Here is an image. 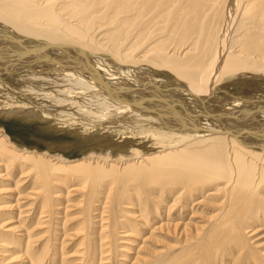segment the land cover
<instances>
[{
    "label": "bare ground",
    "instance_id": "1",
    "mask_svg": "<svg viewBox=\"0 0 264 264\" xmlns=\"http://www.w3.org/2000/svg\"><path fill=\"white\" fill-rule=\"evenodd\" d=\"M236 1L0 0V98L11 112L35 107L59 127L120 130L153 145L144 155L131 142L133 158L113 159L112 150L71 161L0 130V175L16 187L31 174L36 197L23 203L27 192L17 189L8 200L0 184V228L20 238L17 257L0 238V264H264L254 238L264 237V93L218 92L228 79L264 80V0ZM158 33L164 44L141 46ZM158 158L170 184H142L146 173L130 194L129 177L153 172L146 163ZM198 193L216 195L213 209L199 212ZM198 213L205 224H195ZM44 224L48 248L36 257L29 231Z\"/></svg>",
    "mask_w": 264,
    "mask_h": 264
},
{
    "label": "rangeland",
    "instance_id": "2",
    "mask_svg": "<svg viewBox=\"0 0 264 264\" xmlns=\"http://www.w3.org/2000/svg\"><path fill=\"white\" fill-rule=\"evenodd\" d=\"M238 2H239V0L236 1V3H238ZM159 5H160V3L157 5L158 8H159ZM239 6H240V3H239ZM239 6L237 7V10H238ZM222 20H223V12H221L219 14V16L217 17V19L215 21L217 28H219L222 25V22H223ZM235 20H236V16L234 17V20H232L230 29H231L232 25L234 24ZM167 23H168L167 19L163 18L162 26L166 25ZM96 25H97V23H96ZM106 32H107V28L101 29V33H106ZM231 35H232V32H231ZM164 36H165L164 33L154 34L152 37L150 36L145 41V43H143V45H141V46L143 47L146 44H150L152 42L159 41V40H160V42L156 43L157 45L164 44L165 43V41L163 40L165 38ZM155 38H157V40ZM148 69L152 73H154L155 77H157L160 80L166 79V80L177 83L175 76L171 75L170 73L168 74L167 72L157 70L151 66H148ZM257 81H259V82H257ZM263 83H264V80H262V81L261 80H255L252 77H237V78H232V79H228V80L221 82L220 84H222L223 87H222V89H219L218 92L222 93L224 91L223 88H225L228 91H230L232 94L238 95L240 97V99H242V100L250 99L252 97H255L257 95H262L264 93V84ZM5 100L6 99L0 98V130H4L7 134H9V136L12 139V142L16 143V145H18L20 147L27 146L29 148L39 149V151L50 149L51 154L61 153L62 155L64 154L63 156L67 157L69 160H71V158H72V160H79V159H81V157L83 158V157L87 156V154H89L90 152H96L97 154H100V153L107 154L112 150L113 151L110 152V154H111L113 159L115 157L118 158L119 153H122L125 156H131L133 158L137 154H134V149L130 146L131 142H134L138 146L142 145V147H140L141 148L140 150H141V152H143L144 155H145V152L149 151V149H151V147L153 146L150 142H141L140 140H138V138H136L137 136H134V135L131 136L130 134L123 133L120 130L117 131V130L108 129L106 131H101L99 128H97L98 130L90 131L88 134L87 133L85 134V132H83V131H82L83 133H80V130L76 129V128H70V127L65 128V127H61V126L59 127V125L57 126L55 120H53V121L52 120H48V121L43 120V114L41 113V111L39 109L36 108L37 109L36 110L35 107L27 108L28 110L29 109H31V110H29L30 112L28 111L24 114H22L21 112H18L19 113L18 114L15 111L11 112L10 111L11 109L7 108V104H6ZM229 105L233 106V104H229ZM5 111H8V113H6ZM33 112H35L36 114ZM32 113L34 114V116L36 115L38 117H36V116L34 117ZM5 116H7V117H5ZM59 128H61V129H59ZM93 134H95V136ZM104 134H106V135H104ZM102 135H103V137H102ZM92 136L94 138H92ZM126 139L127 140L131 139V141L125 142ZM132 140H134V141H132ZM126 143H128V144L123 145L122 147H121V145H119V144H126ZM124 146H126V147H124ZM111 147H113V148H111ZM155 150H153L152 153H150V154H155V153L157 154L158 150H156V151ZM146 154L148 155L149 153H146ZM140 155H141V153H140ZM75 158H77V159H75ZM155 163H156V165H155ZM159 164L162 165L159 158L156 160L155 159L150 160L148 163H146V165L152 166L156 170H154L152 172V171H148L145 169H141V174H139L138 176H130L129 177L130 183L128 182V188H130L129 189L130 191L128 190V192L130 194H135L137 192V190H135V193H133L134 191L132 189L137 188V187H142L143 183L150 184L152 187H157V180H159V182H160L159 183L160 187H161V185L165 186L164 184H161V181H164V182H166L167 185H169L170 184V181H169L170 180V174L168 172L162 170L163 168L159 169L158 167L161 166ZM3 172L4 171H2V173ZM162 172H164V173H162ZM2 173L0 175V184H2V186L5 187L3 189V191L8 196L6 199H8V200L12 199L13 200L12 197L17 192V189H21L19 191H21V193H23V194H25V192H27V191L34 192V190H31L32 187L30 186V182H29V180L31 181V179H30L32 176L31 174L26 175L28 178L25 176L24 181H22V183L20 182L21 184L18 183V185L15 187V183L13 182V177H8V176L6 177ZM146 173L150 174L152 176H150L148 179H146V181L142 182V179L144 178ZM140 181L142 182V184ZM129 185H131V186H129ZM157 188H159V187H157ZM30 192H27V194H25L28 196V199L24 200L23 203H26V201H27V204H28L29 201L30 202L35 201L36 197H33V195L29 196ZM76 192L70 191L71 195L70 194L69 195L71 196V198H75L79 194L78 191H76ZM142 195H145V193L142 192ZM197 195L201 199H203V201L199 205V209H198L199 212H204L206 210L213 209L215 202H217L216 195L208 194L207 196H205L202 193H198ZM153 196H157V193H154ZM169 196H170V194H169ZM214 197H216V198H214ZM77 198H79V197H77ZM135 198L138 199V198H140V196L136 194ZM0 200H3V198L0 197ZM76 200L77 199H72V201H76ZM0 205H2V203H0ZM26 206L27 205H23L22 209L25 208ZM7 210H5V209L3 210L4 216H8ZM78 210H80V209L77 208L76 213L73 215L79 214L80 212H78ZM33 211H35V210H33ZM81 217H82V215L79 214V217L77 219H79V218L81 219ZM184 219L187 220L186 218H184ZM194 219L197 220V222L195 224H198V225L205 224L206 219H202V216H200V213H198L194 217ZM32 220L30 219V217H28L26 219V221L22 222L21 220L20 221L18 220L17 222H14L13 225H18V223L22 222V224H20V227L25 229L30 223H32ZM5 222H7V224H9L8 219ZM75 222H78V221H74L72 224H74ZM189 223H191V220ZM258 223H264V220H260V221H258ZM8 226L9 225H5L4 228H0V238L3 239V241H1V244L8 247V249H9L8 252H9L10 257H11V254L14 257H17V256H19V250H20V245H19L20 244V242H19L20 238L17 237L18 236L17 231L16 230L10 231L9 229H7ZM41 226L42 227H40L41 228L40 231H36V230L31 231V227H30V231H29V233L31 235L30 239L32 238V240H34V241H32L33 246H31L30 248L36 257H43L44 253L46 252L45 250H47V248H48L45 246V243H44L45 236H46V233L44 230H46V228H45L46 225L44 224V227H43V225H41ZM75 226H77V225H75ZM204 228H205V226H204ZM3 232H6L7 236H4ZM43 232H44V234H43ZM11 233H13V235H11ZM78 235H81V236L80 237L77 236L73 240V242L71 240V242H72L71 245H67L64 248L65 250H67V252H68L67 254H71L73 252L72 250L78 248V246L80 244L79 242L81 241L80 239L83 237V233H80ZM261 235H263L262 232L255 235L254 238H259V242L263 241L262 245L264 246V237H261ZM37 237H39V238H37ZM5 238H7L8 243H7ZM82 240H85V238ZM167 240L170 241V239H167ZM85 241H87V246H88L89 245L88 240H85ZM83 247H86V245ZM150 247H152V245ZM169 250H170V248H169ZM67 254H65V256ZM72 254H74V253H72ZM6 256H8V255H6ZM60 256H62V255H59V257ZM142 256H145V254H143ZM46 257L47 256H45V258ZM6 261H8V260H6ZM6 261L2 262L1 264H4ZM18 262H21V259H17L15 261H13V263H18Z\"/></svg>",
    "mask_w": 264,
    "mask_h": 264
}]
</instances>
